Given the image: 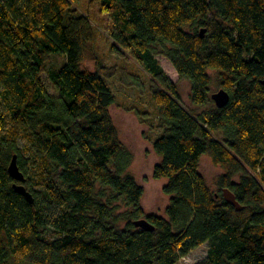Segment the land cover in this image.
Returning <instances> with one entry per match:
<instances>
[{"label":"trees","instance_id":"obj_1","mask_svg":"<svg viewBox=\"0 0 264 264\" xmlns=\"http://www.w3.org/2000/svg\"><path fill=\"white\" fill-rule=\"evenodd\" d=\"M72 1L0 0V264H177L206 242L195 264H264V0H100L111 50L152 76L165 215L145 210L129 172L134 154L111 115L116 67L83 68L94 28ZM58 54L51 93L43 74ZM160 55L189 82L193 108ZM214 82L230 93L222 108ZM14 154L33 202L14 187ZM205 154L223 170L216 191Z\"/></svg>","mask_w":264,"mask_h":264},{"label":"rangeland","instance_id":"obj_2","mask_svg":"<svg viewBox=\"0 0 264 264\" xmlns=\"http://www.w3.org/2000/svg\"><path fill=\"white\" fill-rule=\"evenodd\" d=\"M71 5L78 12L89 16L94 28V37L85 47L83 68L95 71L100 69V66H115L117 69V73L107 80L117 98L116 103L111 107V115L119 138L134 154L129 172L145 189L143 206L148 213L165 215L164 210L169 202V196L163 192V186L167 179H155L152 176L153 168L160 160L152 146V142L160 133L156 129L159 120L158 109L149 90L152 76L126 50L122 53L111 50L112 18L101 12L100 0H73ZM158 59L171 80L178 83L181 104L193 108L189 100V82L180 78L177 70L166 57L160 55ZM64 60L63 55H54L43 74V80L51 93L56 91L52 86L50 74ZM214 73L212 71L213 75ZM218 90L214 82L213 92ZM198 110L201 111V108ZM138 111L146 114L140 115ZM217 136L222 139L220 134ZM21 144L23 145V142ZM200 171L209 187L216 191L219 177L223 173L222 168L205 154L201 158ZM209 246V242L204 243L181 258L177 264H195L203 260L208 255Z\"/></svg>","mask_w":264,"mask_h":264},{"label":"water","instance_id":"obj_3","mask_svg":"<svg viewBox=\"0 0 264 264\" xmlns=\"http://www.w3.org/2000/svg\"><path fill=\"white\" fill-rule=\"evenodd\" d=\"M201 35H204V30H202ZM212 99L215 101L217 107L222 108L228 104L230 100V93L227 90L221 88L218 91L212 93ZM8 170L13 179L21 182L14 185L15 189L25 194L27 199L30 202H33L32 194L26 189L25 185L23 184L26 181V176L19 167L17 154L13 155ZM224 197L229 203L233 204L237 210H242L243 207L236 200L233 192L228 188L224 189ZM135 225L147 231H152L155 229L154 225L151 224L147 218L136 220Z\"/></svg>","mask_w":264,"mask_h":264}]
</instances>
